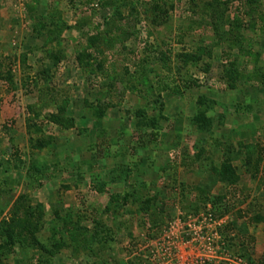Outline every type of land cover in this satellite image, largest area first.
<instances>
[{
	"label": "rangeland",
	"instance_id": "1",
	"mask_svg": "<svg viewBox=\"0 0 264 264\" xmlns=\"http://www.w3.org/2000/svg\"><path fill=\"white\" fill-rule=\"evenodd\" d=\"M4 224L0 264H264V0H0Z\"/></svg>",
	"mask_w": 264,
	"mask_h": 264
},
{
	"label": "trees",
	"instance_id": "2",
	"mask_svg": "<svg viewBox=\"0 0 264 264\" xmlns=\"http://www.w3.org/2000/svg\"><path fill=\"white\" fill-rule=\"evenodd\" d=\"M55 108H56L55 112H50L49 114L46 115L47 116V120L53 122L58 127L72 126V123H73L72 117H68V116L64 115L65 110H64L63 106H57L56 105ZM33 113H34V116L36 117L37 116V112L33 111ZM142 115H143L142 111H138L137 116L142 117ZM193 121H194L193 123L196 124L198 128H200L202 130H205V128H206L205 125L207 124V117L205 116V109L204 108H202V109L198 108L195 116L193 117ZM140 122H141V120H140ZM142 124H145V123H142ZM45 140L47 141V139H45ZM45 140L44 139L36 140L35 143L33 144V147H35L37 149H40V148L44 147L45 143H47ZM138 145L139 144H135V147H137ZM142 145H143V143H141V146ZM141 146L139 145L138 147H141ZM17 160H19V158H17ZM21 162L24 163L23 160H21ZM222 165H223V168L226 166L224 162L222 163ZM31 166H33L37 170V168L35 167V165H33V163H28L27 167H31ZM227 166H229V163H227ZM216 169L217 168L215 167L214 170L216 171ZM212 170H213V168H212ZM221 174L223 176V173L219 172L220 176H221ZM93 180L94 181H98L99 179L96 177ZM102 183L103 182H101V181L95 182L96 190L101 191L102 186L104 185ZM215 201H217V197H214V199L212 200L213 203ZM218 216H221V214H219ZM222 216H223V213H222ZM64 224H66L65 221H64ZM94 229L97 230L96 228H94ZM14 233L15 232H14V228H13L12 224L0 225V249L7 250V251H10V252L14 251L13 250V245L20 241L19 238H17V237H16V239L14 238ZM72 241L74 242L75 238L72 239ZM46 243H47L46 245L45 244L42 245L41 243L38 244L39 245L38 246L39 255L42 256V258H39L38 261L41 264H44V263L48 262L51 259V257H53V253H52L53 250L51 249L52 251H50V248H59L61 246V242L60 241H58V242H50L51 244L49 243V241L48 242L46 241Z\"/></svg>",
	"mask_w": 264,
	"mask_h": 264
},
{
	"label": "built area",
	"instance_id": "3",
	"mask_svg": "<svg viewBox=\"0 0 264 264\" xmlns=\"http://www.w3.org/2000/svg\"><path fill=\"white\" fill-rule=\"evenodd\" d=\"M194 218H196V221H193L192 223H188L190 217L187 218L188 222H187L186 226H188L189 228H186L185 230H180L182 232L183 236L186 237L183 240L180 238L182 243L188 244L190 242H193L194 240H200V237L207 238V240H208L209 236L205 237V235H203V231H207V230H209V232H210L209 235L210 236L212 234V235L218 237L217 226L219 225V222H218L219 220L216 221V219H212L209 214H207L205 217H200L198 215V216H196ZM212 224L214 225V227L212 229H208L207 227L211 226ZM191 225H192V227H190ZM180 228H183V227H180ZM209 244L210 243L208 241V245ZM222 246H223V243H222ZM212 249H213V245L208 248L207 254H211L212 253ZM226 256L227 257H222V260H225L224 264H243L241 258H239V257L231 256L229 254L226 255ZM181 257H182V253L181 252L179 253L177 251V254H176V257H175L177 259V261L181 260ZM197 258L199 260L198 262L202 263L203 262V258H205V260H207V261H212V259H210V258H213V257H203V258L202 257H197Z\"/></svg>",
	"mask_w": 264,
	"mask_h": 264
}]
</instances>
